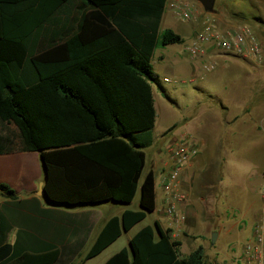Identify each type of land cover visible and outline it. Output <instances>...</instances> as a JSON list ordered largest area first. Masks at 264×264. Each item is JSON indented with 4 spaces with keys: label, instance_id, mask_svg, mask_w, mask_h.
<instances>
[{
    "label": "trees",
    "instance_id": "obj_1",
    "mask_svg": "<svg viewBox=\"0 0 264 264\" xmlns=\"http://www.w3.org/2000/svg\"><path fill=\"white\" fill-rule=\"evenodd\" d=\"M69 1L0 0V155L39 153L44 198L54 205L129 204L139 188L140 210L111 218L88 260L155 208L153 172L142 178L151 142L138 135L155 124L153 51L183 39L167 29L158 34L166 0H81L88 10L73 34L43 35ZM0 193L17 199L5 184ZM4 226L0 216V264L58 261L57 250L8 261L15 244ZM179 246L155 222L105 264H206L202 247L180 258Z\"/></svg>",
    "mask_w": 264,
    "mask_h": 264
},
{
    "label": "crops",
    "instance_id": "obj_2",
    "mask_svg": "<svg viewBox=\"0 0 264 264\" xmlns=\"http://www.w3.org/2000/svg\"><path fill=\"white\" fill-rule=\"evenodd\" d=\"M177 2L180 0H170L167 5L166 0L158 34L167 29L179 35L183 39V43L177 45L182 46L183 51L184 45L191 39L190 25L177 22L175 27H167L164 30L160 28L165 13L169 12L175 17L173 5ZM82 3L81 0H70L66 3L64 8L57 13L53 25L47 28L43 35L46 33L52 35L50 34L52 30L61 32L66 36L73 34L77 30L83 12L88 10L82 6ZM44 37L37 40L33 46H38L36 51L45 47ZM155 51L156 49L153 51L151 60ZM182 55L184 54H175L177 59H183ZM157 58L162 60L163 57L159 55ZM233 64H237L240 68V64ZM186 65L190 70L192 69V72L197 71L199 73V65L196 62L184 63L183 66ZM194 79H191L190 82H194ZM168 81V78H164V82ZM153 85L159 86L158 79L157 83L152 84V98ZM232 89L234 91H231V99L241 101L240 86H233ZM165 98L170 105L178 106L175 103L174 105L170 103L169 97L165 96ZM226 111L230 112V109H226ZM233 119L234 117L229 116L221 118L211 108H202L196 114L182 119L181 124H183L184 129L181 133L172 130L175 125L167 130L169 132L167 134L169 138L166 146L167 154V148L171 145H185L188 148L196 149V155L187 162L179 177L180 191L184 195V200L176 204L177 212L184 217L180 223L171 224V220L165 211V199L169 196L163 191V182L170 170L169 155L168 162L156 161V156L154 158L150 153L146 155L145 173L152 171L155 180V208L151 213L157 210V204L160 206V210H157L158 217L153 222H156L162 231L169 230L171 238L180 243V258H186L198 247H202L206 264H235L237 252L232 249L229 250L231 254L227 262L218 263L215 256L208 255L207 247L194 245V241L198 238L203 242L206 239L209 240L210 234L215 231L218 235L224 233L232 240H238L245 233L242 220L236 218L237 207L230 204L229 199L226 198L228 185L234 176L230 172L236 166L238 168L249 163V161L246 162L247 153H249L250 162H252L251 158L255 156V153L264 152L262 145L264 144V134L248 137L247 135L255 133L256 129L258 130V126L244 130L231 124ZM153 129L154 127L150 131ZM160 139L162 140L163 137ZM139 141L144 142L146 140ZM145 173L142 174V178ZM249 175L257 177L256 170H253ZM156 180H158L160 188L158 197ZM40 182H43L44 185V170L39 153L27 151L0 155V184L9 186L17 196L15 200H8L0 193L1 220L5 225L4 228H10L7 243L11 246L15 244L13 254L8 261L23 253L37 254L57 250L59 254L55 264H105L122 249H128L129 241L140 230L150 226L143 225L147 218L146 213L142 221L128 231H122L121 235L99 254L84 260L105 224L113 217H120L125 210L139 211V200L137 209H132V207H136L134 206V199L129 204L107 201L97 205L64 207L50 204L44 197L36 195ZM257 201L255 200L254 204H259ZM257 216L259 218L260 214ZM201 221H206L210 225L207 231L208 236L194 232ZM250 231L247 239L252 235V227ZM185 241H191L192 244L189 253L182 256L180 252Z\"/></svg>",
    "mask_w": 264,
    "mask_h": 264
},
{
    "label": "rangeland",
    "instance_id": "obj_3",
    "mask_svg": "<svg viewBox=\"0 0 264 264\" xmlns=\"http://www.w3.org/2000/svg\"><path fill=\"white\" fill-rule=\"evenodd\" d=\"M170 0H167V5ZM188 5L193 18L190 21L182 22L173 17L169 12L165 13L161 22V30L167 27H175L177 22L189 24L191 27V38L194 32L198 31L204 21H213L223 30H231L239 25L249 26L257 35L262 48V62L256 64L252 61L241 59L240 57L221 54L209 50L203 58H191L180 45H170L158 47L151 60V66L155 76L159 81V86L153 85V99L156 110V121L154 129L146 134L138 135V139L150 140L151 144L145 149L146 155L150 153L156 161L168 162L166 146L169 142L167 130L174 126L178 133L184 129L181 121L189 115H194L202 108H211L219 117H234L235 126L248 129L258 126V130L250 136H262L264 134V0H216L213 10L204 11L196 0H180ZM187 43V42H186ZM182 55L183 59L175 56ZM163 58L159 60L157 57ZM194 61L199 65V73L192 72L188 65L184 63ZM240 64V68L237 66ZM228 64V65H227ZM210 65H214L213 70L208 71ZM202 76V77H201ZM168 78V82H164ZM194 82H190L191 79ZM239 85L242 100L231 99L233 86ZM165 96L173 101L172 106ZM224 106V107H222ZM225 108V109H223ZM226 109H230L226 111ZM171 130V131H172ZM258 131V133H257ZM163 137L161 140L160 138ZM264 137V135H263ZM264 146V144H262ZM248 164L232 170L234 176L228 185L226 198L230 204L237 207L236 218L242 220L245 226V233L237 240H232L224 233H217L215 244H211L212 234L209 240L201 241L200 238L194 241V245H204L207 247L209 256H215L216 261L221 263L230 257L229 250L239 252L244 241L249 237L251 227L257 223L261 216H264V152L255 153L250 162L249 153L246 156ZM170 164V163H169ZM158 165V163H156ZM256 170V175H249ZM146 169H144V173ZM228 175V174H227ZM258 178V179H257ZM156 194H160L158 180H156ZM263 196V197H262ZM263 198V200L261 199ZM139 200V188L134 198V206L137 209ZM259 204H254V201ZM157 210H160L157 204ZM157 210L154 213H147V218L143 225L154 227L153 220L157 218ZM259 218H257L259 215ZM256 220V221H255ZM208 226L206 221H201L194 232L203 233L208 236ZM124 240V239H123ZM191 241H185L181 248V255H187L191 247Z\"/></svg>",
    "mask_w": 264,
    "mask_h": 264
},
{
    "label": "built area",
    "instance_id": "obj_4",
    "mask_svg": "<svg viewBox=\"0 0 264 264\" xmlns=\"http://www.w3.org/2000/svg\"><path fill=\"white\" fill-rule=\"evenodd\" d=\"M173 9L175 17L182 22L193 18L188 5L184 2L175 3ZM183 50L191 58H203L211 50L256 64H261L263 59L260 41L249 26L239 25L231 30H223L215 22L207 20L202 23L198 31L194 32ZM213 68L214 65H210L207 70L211 71ZM167 151L171 165L169 174L163 182V191L169 196L165 199V211L171 224H174L184 219L176 210V204L184 200V195L180 191L179 177L187 162L196 155V149L185 145H171ZM262 192L264 193V190ZM235 258V264H264V216L253 224L251 237L244 241Z\"/></svg>",
    "mask_w": 264,
    "mask_h": 264
},
{
    "label": "water",
    "instance_id": "obj_5",
    "mask_svg": "<svg viewBox=\"0 0 264 264\" xmlns=\"http://www.w3.org/2000/svg\"><path fill=\"white\" fill-rule=\"evenodd\" d=\"M196 1L202 6L204 11L210 12L213 10V7H214L216 0H196ZM36 195L44 197L45 194L43 191V182L39 183L38 191L36 192ZM216 238H217V233H213L212 237H211V243L212 244H215Z\"/></svg>",
    "mask_w": 264,
    "mask_h": 264
}]
</instances>
